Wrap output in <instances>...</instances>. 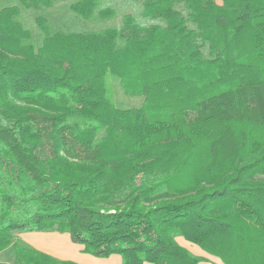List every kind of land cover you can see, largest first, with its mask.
Instances as JSON below:
<instances>
[{
  "label": "trees",
  "instance_id": "16d2710c",
  "mask_svg": "<svg viewBox=\"0 0 264 264\" xmlns=\"http://www.w3.org/2000/svg\"><path fill=\"white\" fill-rule=\"evenodd\" d=\"M77 0L84 20L112 19ZM145 0L142 20L44 34L0 6V254L77 264L19 233H69L96 258L264 264V0ZM49 7L51 0H20ZM141 97L121 109L107 76Z\"/></svg>",
  "mask_w": 264,
  "mask_h": 264
},
{
  "label": "rangeland",
  "instance_id": "374dc122",
  "mask_svg": "<svg viewBox=\"0 0 264 264\" xmlns=\"http://www.w3.org/2000/svg\"><path fill=\"white\" fill-rule=\"evenodd\" d=\"M49 7H26L20 0H0L1 7L18 6L20 14L18 21L32 33V43L38 48L42 45L44 34L38 24L40 18L45 19L46 25L51 33H83V32H101L105 29L119 28L122 26L125 15H133L141 20L142 23L150 25V21L142 20L143 3L145 0H104L103 7H110L115 11V17L112 19L95 18L93 20H84L76 16L70 9L71 4L77 0H51ZM221 4L220 0H216ZM108 98L112 104L121 109L138 108L143 103V98L128 96L124 93L119 79L112 75L107 76ZM8 257L10 264L11 254L4 255ZM218 259V258H214ZM219 260V259H218ZM214 264L212 262H207Z\"/></svg>",
  "mask_w": 264,
  "mask_h": 264
},
{
  "label": "crops",
  "instance_id": "0c3cea01",
  "mask_svg": "<svg viewBox=\"0 0 264 264\" xmlns=\"http://www.w3.org/2000/svg\"><path fill=\"white\" fill-rule=\"evenodd\" d=\"M16 237L34 249L62 261H71L77 264H122V259L118 255H112L108 258H96L84 253V247L74 243L69 233L31 232L19 233L16 234ZM177 241L194 254L207 258V262L223 264L220 259H214L216 257L208 255L200 247L192 245L185 239L179 238ZM9 251L6 250L0 254V264H10L9 258L3 257L9 255ZM207 262L202 264H209Z\"/></svg>",
  "mask_w": 264,
  "mask_h": 264
}]
</instances>
